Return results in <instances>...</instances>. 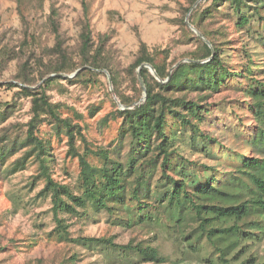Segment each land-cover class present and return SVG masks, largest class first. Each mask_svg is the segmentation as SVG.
Returning <instances> with one entry per match:
<instances>
[{
  "label": "trees",
  "instance_id": "1",
  "mask_svg": "<svg viewBox=\"0 0 264 264\" xmlns=\"http://www.w3.org/2000/svg\"><path fill=\"white\" fill-rule=\"evenodd\" d=\"M207 1L209 4H200L192 11L197 0L184 6L183 43L194 41L198 45L189 61L173 68L177 62L170 61V50L151 51L145 42L140 43L134 62L127 68L135 98L121 89L122 76L108 48L109 36L101 34L97 42L94 39L86 0L82 3L78 63L65 49L61 24L52 12L53 54L59 60L47 67L42 78L56 75L39 89H32L35 80L27 73L29 62L21 66L17 80L23 85L9 86L18 89L19 96L32 98V118L25 131L5 129L0 136L1 166L20 154L8 173L25 170L30 161L38 166L35 178L44 182L40 196L51 200L56 224L49 238L69 245L112 249L130 264L169 263L160 246L119 244L115 237H72L70 220L85 223L103 212L114 226L152 229L154 240L164 233L185 257L199 253L204 241L219 252L222 264H264V257L248 249L261 229L259 220L254 219L264 216V76L256 75L260 69L256 59L264 58V0ZM188 13L189 23L209 43L186 23ZM223 14L235 19L238 31L246 32L247 40L241 47L233 46L227 32L209 28L210 21ZM251 41L256 42L255 51ZM236 55L238 62L233 64ZM10 61L11 53L0 50V75ZM147 64L154 67L161 81L148 67H142ZM77 70L81 71L70 83H87L99 75L98 70L109 71L115 93L127 107L122 110L115 104V110L102 122L120 121V136L111 148L94 147L82 125L63 118L61 106L47 93L63 80L57 74ZM139 70L146 87L144 101ZM226 93L238 97L227 98ZM10 106L5 104L3 112L0 109V121L7 119ZM242 111L246 112L243 116ZM226 119H232V127ZM248 119L253 126H247ZM46 123L55 135L67 137L68 155L79 161V175L73 184L53 176L57 161L51 140L41 136ZM225 135L232 145L223 139ZM236 142L245 143V148L237 149ZM77 259L74 254L60 264H73Z\"/></svg>",
  "mask_w": 264,
  "mask_h": 264
},
{
  "label": "rangeland",
  "instance_id": "2",
  "mask_svg": "<svg viewBox=\"0 0 264 264\" xmlns=\"http://www.w3.org/2000/svg\"><path fill=\"white\" fill-rule=\"evenodd\" d=\"M82 3L83 0H0V50L10 52L12 57L0 75V109L5 104L11 105L7 119L0 121V136L5 129L25 131L32 118V98L19 96V90L9 86L23 85L17 80L21 66L29 62L27 73L35 80V85L30 86L32 89H39L47 78L56 75L42 78L47 67L59 60V56L53 54L56 45L51 25L53 11L61 24L65 49L74 63L79 62L84 14ZM86 3L90 8L94 39L97 42L99 35L109 36L108 48L122 76L121 89L128 96L136 97L133 78L129 76L127 68L134 62L141 42H145L151 51L170 50V61L177 62L173 68L189 61L188 56L197 49L196 42L184 44L182 39L181 20L184 6L190 5L189 0H86ZM200 4L207 5L209 1L197 0L191 11ZM189 16L190 13L186 15V23ZM209 28L227 32L235 48L241 47L247 40L246 32L238 31L235 19L229 15H219L211 20ZM261 32L264 35V30ZM252 47L254 51L257 49L255 41ZM233 60L232 63L237 64V55ZM256 60L260 68L256 75L263 78L264 58ZM79 71L57 74L63 80L49 88L47 93L52 102L61 106L63 118L70 117L82 125L94 147L111 148L117 145L120 121H111L108 125L102 122L115 110V104L121 109L111 74L107 70H98L99 75L90 77L91 81L87 83H70L69 80H74ZM232 94L226 93L224 96L231 98ZM237 97L235 94L233 98ZM3 108L2 112L5 110ZM245 114L241 112V116ZM226 120L232 127V119ZM248 120L247 126H253L252 121ZM41 136L51 140L52 152L57 161L53 169L54 178L64 184H73L79 175V161L68 155L67 137L55 135L48 123L41 127ZM223 139L232 145L228 136H223ZM245 146L242 142H236L235 145L237 149H244ZM19 157L20 154H17L0 165V247L3 248L0 264H60L74 254L78 255V259L73 264H130L120 252L112 249L85 247L79 243L69 245L49 238L48 233L54 230L56 224L51 200L40 196L44 182L35 178L38 174L37 164L30 161L25 170L7 172ZM254 220H259L261 229L256 231L257 239L249 243L248 249L250 253L264 257V233H260L264 231V216ZM70 224L73 238L115 237L119 244L145 243L160 246L162 253L169 258L168 264H222L218 259L219 252L209 244L205 245L204 241L199 253L185 257L175 250L172 242L165 239L164 233L158 240H154L156 233L152 229L114 226L109 215L103 212L89 217L85 223L72 219Z\"/></svg>",
  "mask_w": 264,
  "mask_h": 264
},
{
  "label": "water",
  "instance_id": "3",
  "mask_svg": "<svg viewBox=\"0 0 264 264\" xmlns=\"http://www.w3.org/2000/svg\"><path fill=\"white\" fill-rule=\"evenodd\" d=\"M187 24H189V25L191 26V28H192L195 32H197V34H198L199 36H201V37L203 38V36L201 35V33H199V32L197 31V29H196L195 27H193V26L189 23V20H187ZM203 39H204L207 43H209L205 38H203ZM144 66H145V67H148V68L151 70L152 74H153V75H154L159 81H161V79L159 78V76H158L156 70L154 69V67H152V66L149 65V64H147V65H143L142 67H144ZM140 70H141V69H140ZM140 70H139V72H138V77H139V80H140V82H141V85H142L143 90H144V93H145L144 98H143V100H145V99H146V87H145L144 82H143V80H142ZM115 98L117 99L116 95H115ZM119 107H120L122 110H125V109L127 108L126 106L122 105L120 102H119Z\"/></svg>",
  "mask_w": 264,
  "mask_h": 264
}]
</instances>
